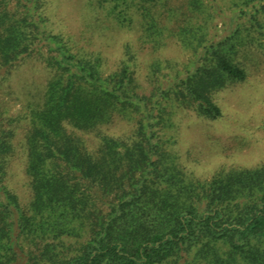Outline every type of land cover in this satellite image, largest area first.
<instances>
[{
	"label": "trees",
	"instance_id": "trees-1",
	"mask_svg": "<svg viewBox=\"0 0 264 264\" xmlns=\"http://www.w3.org/2000/svg\"><path fill=\"white\" fill-rule=\"evenodd\" d=\"M12 1L0 0V81L30 58L41 65L33 69L38 75L10 86L11 95L24 98L27 114L0 119V264H264V163L199 180L179 165L160 131L171 124L168 102L188 100L217 118L220 109L208 92L246 77L224 42L205 41L207 21L181 27L195 60L174 75L164 70L169 60H154L155 85L146 94L128 49L119 68L106 74L102 52L75 51L71 38L48 29L35 13L39 0H16L30 20L8 8ZM168 1L114 0L112 12L123 19L130 6L142 8L147 35L159 36L156 7ZM191 4L204 10V0ZM235 4L264 35V0ZM115 115L134 121L130 137L103 132ZM23 119L26 203L6 180L15 124ZM78 130L96 131L95 152Z\"/></svg>",
	"mask_w": 264,
	"mask_h": 264
},
{
	"label": "rangeland",
	"instance_id": "rangeland-1",
	"mask_svg": "<svg viewBox=\"0 0 264 264\" xmlns=\"http://www.w3.org/2000/svg\"><path fill=\"white\" fill-rule=\"evenodd\" d=\"M204 2L203 11L193 10L191 0L159 4L157 16L163 27V35L159 36L147 35V21L140 14L143 10L140 7L138 11L136 6H130L132 9L129 8L125 18H117L115 11L112 12L114 0H39L35 12L43 15L52 32L71 38L75 51L102 52L106 74L119 68L121 60L129 54H126L128 49L134 55L139 89L146 94L155 85L150 71L154 60H169L171 67L164 70L173 75L195 60L193 48L183 43L185 35H180L181 27L207 21L205 41L224 42L246 77L208 92L220 109L217 118L200 114L188 100L176 101L177 104L168 102L171 124L160 130L164 138L170 139L166 145L176 154L179 165L186 173L203 181L222 170L253 168L264 163V35L250 26L248 16L237 13L235 0ZM15 3L16 0L10 2L8 8L19 18L25 16L30 20L31 13L27 14L23 7L16 9ZM145 6L153 10L148 4ZM239 7H244V3ZM260 18L264 26V12L260 13ZM40 65L38 60L30 58L19 69H12L8 81H0L2 121L7 115L27 114L24 98L11 95L10 86L23 76L38 75L33 69ZM170 95L176 97L173 92ZM15 125V151L9 158L6 180L26 203L31 196L25 173L28 119ZM133 125L134 121L115 115L113 121L101 128L108 135L127 138L134 133ZM76 132L84 136L91 151L98 149L100 140L96 131ZM100 205L103 210L108 209L106 204Z\"/></svg>",
	"mask_w": 264,
	"mask_h": 264
}]
</instances>
